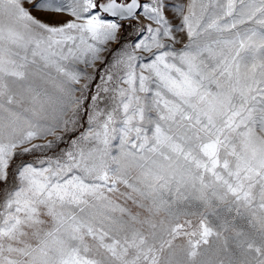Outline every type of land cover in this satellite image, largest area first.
<instances>
[{"label": "snow or ice", "instance_id": "6c2138e0", "mask_svg": "<svg viewBox=\"0 0 264 264\" xmlns=\"http://www.w3.org/2000/svg\"><path fill=\"white\" fill-rule=\"evenodd\" d=\"M0 264H264V0H0Z\"/></svg>", "mask_w": 264, "mask_h": 264}]
</instances>
